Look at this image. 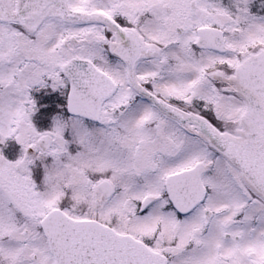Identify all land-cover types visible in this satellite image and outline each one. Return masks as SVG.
<instances>
[{
    "label": "snow or ice",
    "instance_id": "obj_1",
    "mask_svg": "<svg viewBox=\"0 0 264 264\" xmlns=\"http://www.w3.org/2000/svg\"><path fill=\"white\" fill-rule=\"evenodd\" d=\"M0 264H264V0H0Z\"/></svg>",
    "mask_w": 264,
    "mask_h": 264
},
{
    "label": "rangeland",
    "instance_id": "obj_2",
    "mask_svg": "<svg viewBox=\"0 0 264 264\" xmlns=\"http://www.w3.org/2000/svg\"><path fill=\"white\" fill-rule=\"evenodd\" d=\"M43 92V93H42ZM36 100L37 103H39V105H46V107H41L40 111L38 112V125L40 124H47L48 122H50V117L52 115H55L56 113H49L51 112L50 110H54L57 112V105L61 102L62 98L59 97L58 93H53L51 92L50 89L48 90H43L40 92V94L38 93L36 96ZM54 107L56 109H54ZM14 144V142H11ZM19 146H16L17 150H18ZM5 154L9 157V158H15V153L14 152H9V151H5Z\"/></svg>",
    "mask_w": 264,
    "mask_h": 264
},
{
    "label": "flooded vegetation",
    "instance_id": "obj_3",
    "mask_svg": "<svg viewBox=\"0 0 264 264\" xmlns=\"http://www.w3.org/2000/svg\"><path fill=\"white\" fill-rule=\"evenodd\" d=\"M54 109H56V108L54 107ZM50 111H52V112H56V111H54V110H50Z\"/></svg>",
    "mask_w": 264,
    "mask_h": 264
}]
</instances>
